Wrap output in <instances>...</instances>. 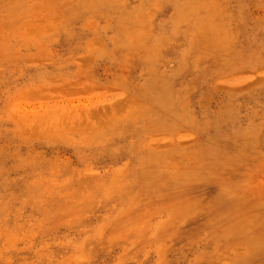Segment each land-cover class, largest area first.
I'll return each mask as SVG.
<instances>
[{
  "label": "rangeland",
  "instance_id": "374dc122",
  "mask_svg": "<svg viewBox=\"0 0 264 264\" xmlns=\"http://www.w3.org/2000/svg\"><path fill=\"white\" fill-rule=\"evenodd\" d=\"M0 264H264V0H0Z\"/></svg>",
  "mask_w": 264,
  "mask_h": 264
},
{
  "label": "bare ground",
  "instance_id": "6f19581e",
  "mask_svg": "<svg viewBox=\"0 0 264 264\" xmlns=\"http://www.w3.org/2000/svg\"><path fill=\"white\" fill-rule=\"evenodd\" d=\"M92 3H93V2H92ZM96 3H97V2H96ZM96 3H95V4H96ZM194 5H195V4H194ZM96 6H97V5H96ZM104 7H105V6H104ZM182 9H183V8H182ZM179 15H180V14H179ZM211 24H212V23H211Z\"/></svg>",
  "mask_w": 264,
  "mask_h": 264
}]
</instances>
